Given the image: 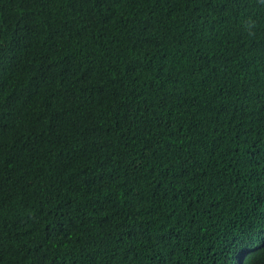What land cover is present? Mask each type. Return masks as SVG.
<instances>
[{"label":"trees","instance_id":"obj_1","mask_svg":"<svg viewBox=\"0 0 264 264\" xmlns=\"http://www.w3.org/2000/svg\"><path fill=\"white\" fill-rule=\"evenodd\" d=\"M0 264H264V0H0Z\"/></svg>","mask_w":264,"mask_h":264}]
</instances>
